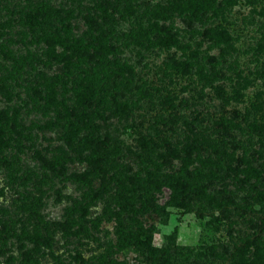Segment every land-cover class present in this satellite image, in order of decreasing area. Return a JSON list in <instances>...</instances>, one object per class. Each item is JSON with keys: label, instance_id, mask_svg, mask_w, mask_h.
<instances>
[{"label": "rangeland", "instance_id": "1", "mask_svg": "<svg viewBox=\"0 0 264 264\" xmlns=\"http://www.w3.org/2000/svg\"><path fill=\"white\" fill-rule=\"evenodd\" d=\"M42 3L59 13L62 26L56 21L26 25L23 13ZM165 4L0 0V81L6 86L0 112L8 117L2 139L9 129L25 137L16 144L11 134L9 147H0V264H237V249L245 240L256 239L260 247L264 243V134L251 127L264 122V0H232L223 16L193 21L190 27L176 12L164 20L150 16L152 7ZM84 15L98 26L88 27ZM153 22L169 27L186 48L158 46L154 24L146 29ZM137 23L148 38L140 43L133 32ZM216 25L226 31L225 44L203 35ZM43 36L68 42L51 51ZM96 41L106 51L98 76L94 70L102 65L63 61L74 48ZM122 65L131 71L117 75ZM82 71L92 73L94 98L86 112L107 109L102 110L106 118H92L94 126L81 128L74 143L81 136L106 134L107 145L118 147L114 158L127 186L125 202L114 200L122 191L116 179L105 175L101 184L100 173L93 175L70 153L64 129L51 124L56 114L63 116L72 107L74 79ZM101 78L104 83L97 82ZM96 82L105 86L107 103H97ZM143 91L150 97L140 98ZM53 93L55 109L46 106L44 96ZM164 98L171 104L161 105ZM122 103L126 110H113ZM66 117L59 122L73 119ZM155 137L153 142L167 141L180 156L187 143L197 141L187 166L192 184L183 198L169 187L173 178L184 176L181 160L171 159L157 173L143 165L147 156L138 140ZM158 152L163 150L154 149L152 156ZM37 156L50 166L41 165ZM148 170L150 189L132 196L125 177L142 181ZM86 172L85 180L75 177ZM179 200L187 206H174ZM263 248L257 251V264H264ZM256 250L251 248L239 262L253 259Z\"/></svg>", "mask_w": 264, "mask_h": 264}, {"label": "trees", "instance_id": "2", "mask_svg": "<svg viewBox=\"0 0 264 264\" xmlns=\"http://www.w3.org/2000/svg\"><path fill=\"white\" fill-rule=\"evenodd\" d=\"M29 1V0H27ZM104 2V1H103ZM232 0H166V4L163 6L155 5L154 8L152 7L150 11V16L151 14L153 17H158L161 19H167L169 18V15H172L171 13L176 12L175 14L177 16H183L185 18V22L187 27L191 26V23L193 21L197 20H216V18L223 16V10L230 5ZM98 5L99 9L104 8V6H101L102 3H99ZM156 10L157 12H155ZM159 13V15H158ZM24 14V21L26 22V25L30 28H33L35 26H39L41 24H51V23H56L58 22L61 26L63 25L62 18L60 17L59 13L56 10H52L49 8V6L46 3L42 4H34L30 5L28 10L23 13ZM155 15V16H154ZM167 15V16H166ZM107 16L103 15L104 20H106ZM82 20L87 24L88 27H97V23L86 17V15L82 16ZM8 21V20H6ZM56 21V22H55ZM155 22L149 24L146 29H149ZM2 26V25H1ZM137 29L134 30L133 32H136L135 34L137 35V41L136 43H140V39L142 38H147L146 32L144 33V30H141V25L137 23ZM68 27V26H67ZM156 28L155 34L152 36L153 40L158 44V46L161 47H171L174 46L177 49H184L186 48L183 46L176 37V34L171 32L169 30V27L165 26H159L157 27L155 24L153 26ZM152 27V29H153ZM145 35H144V34ZM203 35H209L211 39L213 36L216 38L215 41L219 42L221 41L222 43H226L228 38L226 31L221 28L220 25H216L213 28H208L205 29L203 32ZM130 36H133L132 34ZM136 37V36H135ZM148 39V38H147ZM210 39V38H209ZM42 42L46 47H48L51 51L54 48V46L57 45H63V43H67L68 39H62L60 37H57L56 40L52 39L51 37L43 36L42 37ZM215 42V43H216ZM217 44V43H216ZM108 46V45H107ZM110 51L114 49V47L109 46ZM105 49V46L100 43L99 41L92 42L91 44L84 45L83 47L78 46L77 48H74L71 50L72 53H69V50L64 49V51L68 52L69 56H66L64 62H66L68 65H71L72 59L77 60L78 62H81L82 64H94L95 66H101L100 68H97L94 70V73L96 76H98L100 73V70L103 67V57L106 56V51L103 53V50ZM108 49V48H107ZM106 49V50H107ZM2 54L6 56L3 52ZM110 64V63H107ZM186 65V64H185ZM183 67V66H182ZM130 72L131 68H124V66H120L117 69V75L122 72V71ZM183 73H187V67H183ZM68 72H69V67H68ZM108 72L111 73V70L108 69ZM109 73V74H110ZM115 73V72H113ZM116 74V73H115ZM70 75V74H69ZM92 75V73L90 74ZM88 75L85 71H82L80 75H77L76 78L74 79L75 82V88L73 90L75 98L72 104V107L70 109H66V112L63 116H59L56 114L53 118V122H51L52 126H58L64 129V134L66 135V147L71 151L70 153H76L77 158L79 161L84 162L88 166H90V170H92L93 175L96 173H100V183L102 184L103 182V177L105 175H109L108 179L115 178L116 179V184L120 185L119 187L121 188L122 191H118L117 194H114V200L115 202L119 203L121 201L125 202L126 198L125 193L127 192V186L124 184L122 181V174L121 171L118 169V163L116 162L117 160L114 158L118 153L120 152L117 146H108L107 144L110 143L109 137L105 134L102 138L99 137H86V136H81L76 145L74 143V137L79 134L78 131H81V128L86 129V127H93L94 124L92 123V118L100 117V119L104 120L106 117L103 116L102 110L107 109V107H103V109L98 110L96 108L95 110L91 111L90 113H87V108L90 107V104L92 103V99L94 98V94L92 93V84L90 82L91 77ZM108 76V74L106 75ZM116 76V75H115ZM210 78H214V74L210 75ZM210 81V80H208ZM99 83H104L103 78H101L100 81H97ZM95 83L96 91H95V96L97 103H107L108 100L106 99L104 93L106 92L105 86L102 85L101 87L99 86L100 84ZM6 88L5 83L0 81V92L4 91ZM46 97V106L49 108L55 109L53 107L55 102L54 93L53 95H44ZM150 97V94H148L147 91L141 92L140 98H147ZM53 100V102H52ZM114 101V100H113ZM171 104V101L169 99L164 98L162 100L161 105H166ZM126 103H122L119 106H116L114 111L118 112H123L124 110L127 109ZM66 108V106H64ZM6 111L0 112V121L2 120L4 124L0 123V147H9V141L12 139L11 134L14 138V141L16 144L19 143V139H23L22 132H14V131H9L10 134H7L3 139V135L5 134V123L8 122V117L6 115ZM65 115L71 116L73 119L67 120V124H63L59 122L61 119L64 121ZM66 117V119H67ZM10 120V128L13 129L15 128V123L14 119L9 117ZM252 129L260 134H264V122L255 125L251 124ZM157 136V135H156ZM158 137L155 138H140L138 142H140V150L144 154V156H147L146 161L143 160V165H149L148 167H152L153 173H157V171L161 167H167L170 164L171 159H179L182 162V167L181 170L184 171V176L183 177H176L173 178L172 182H170L169 187H172L175 191L177 196L180 195V197H184L186 194L185 192L190 189L191 184H192V177L190 176V172L187 171V166L192 163V155L193 153L197 150L196 148V142H194V138L192 139L193 141L190 143H187L184 146L183 149V155L180 156L179 152H176L174 148H172L167 141L159 139L157 142L152 139H157ZM142 139V141H141ZM18 140V141H17ZM152 140V141H151ZM209 142V140H208ZM207 142V143H208ZM164 144V145H163ZM160 148L163 150V152H158L156 155L154 154L152 156V153L154 149ZM216 154L218 155L223 154L220 150H216L214 148ZM87 151V152H86ZM69 152H65V155H69ZM38 160L40 161L41 165L49 167L50 164H48L47 160L42 157V156H37ZM66 160H70L71 158L69 156L66 157ZM140 159L144 158L141 155L139 156ZM252 171L251 173L254 174L255 176L258 174L255 169H250L249 172ZM62 172V171H61ZM151 172L148 170L146 173H144L142 181H139L135 177H125V179L128 180L130 187V192L131 195L136 197L138 196L142 191L146 192L148 189H150L152 180ZM75 175V174H74ZM86 175H88V172L83 173L81 175H76L75 177L85 180ZM92 175V174H91ZM92 175V176H93ZM205 176H209V174H205ZM248 176V175H247ZM246 176V177H247ZM246 179H241L239 182H242ZM107 182V181H106ZM160 181L155 182L154 189H158V185ZM254 189V188H253ZM195 193V192H194ZM198 193V192H197ZM176 196V197H177ZM260 198L264 200V192H261ZM175 199V198H174ZM229 199V198H227ZM149 201V198L147 199ZM231 202V201H230ZM233 203V202H231ZM176 207L179 208H185L187 205H185L182 200H179L177 203L173 204ZM120 208L125 210L126 209V204H121ZM264 247V243L261 245V247L258 244V241L255 240H245L243 244L240 246V248L237 249L239 261L243 260L245 258V255L249 252L251 248L257 249L256 252L253 254V259L249 260L248 262H237V264H257L256 262L259 260V256L257 251H259L261 248ZM264 249V248H263Z\"/></svg>", "mask_w": 264, "mask_h": 264}]
</instances>
